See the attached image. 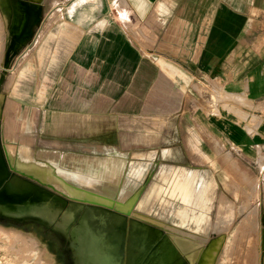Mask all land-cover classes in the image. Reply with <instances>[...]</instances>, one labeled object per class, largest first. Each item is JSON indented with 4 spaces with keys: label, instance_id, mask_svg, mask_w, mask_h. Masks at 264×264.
I'll list each match as a JSON object with an SVG mask.
<instances>
[{
    "label": "crops",
    "instance_id": "0c3cea01",
    "mask_svg": "<svg viewBox=\"0 0 264 264\" xmlns=\"http://www.w3.org/2000/svg\"><path fill=\"white\" fill-rule=\"evenodd\" d=\"M52 2L47 8L44 1L39 21L19 48L16 55L27 65L17 75L19 85L15 75L9 87L17 110L38 113L32 126L37 129L43 113L41 124L50 128L51 140L42 141L49 149H32L35 161L75 189L95 192L87 185L92 180L116 194L139 189L137 194L148 181L145 167L126 174L123 157L62 156L51 150L53 140L64 132H95L114 143L122 133L123 142L131 144L133 129H139L142 142L148 138L144 132L155 130L156 139L168 128L171 138L187 144L165 153L173 165L185 167L180 161L194 162L201 153L210 169L213 161L226 164L230 153L264 188L258 166L264 112L255 110L264 107V0ZM18 3L10 0L9 9H0L11 39L17 30L11 9ZM5 50L0 45V55ZM217 95L219 114L213 112ZM226 96L251 103L236 104L246 118L224 108ZM12 130L5 135L0 122L3 144L8 134L13 142ZM255 207L264 223V197Z\"/></svg>",
    "mask_w": 264,
    "mask_h": 264
},
{
    "label": "rangeland",
    "instance_id": "374dc122",
    "mask_svg": "<svg viewBox=\"0 0 264 264\" xmlns=\"http://www.w3.org/2000/svg\"><path fill=\"white\" fill-rule=\"evenodd\" d=\"M6 1L10 3V0H2L0 3V9L3 6L5 11L9 9V6L5 4ZM52 1L55 0H47V8L55 4ZM0 32V45H7L6 23L3 25L0 22ZM145 34L142 32V35ZM6 54L5 50V56L4 53L0 55V75L6 73L2 87L0 85V94H3H1L2 97L0 96V110L3 115L0 122L5 135L8 133V127H13V132L10 131L15 135L13 142L11 143V134H8L9 137H4V146L9 149L11 165L34 177L45 180L48 178L53 186L60 190L56 192L99 201L123 211L149 214L155 219L163 220L167 226L175 227L173 229L177 231L181 230V233L186 235L188 233V236L196 235L198 240L206 245L205 247H208L210 242L219 241L221 237L222 242L216 254L218 258H214L213 264H264V223L259 222L258 208L255 207L264 197V188L257 186L255 176L254 182L250 174L244 173L237 160L231 158L230 153L227 155L226 164H223L221 160L213 161L210 169L207 166L211 162L201 158L203 157L201 153L198 154L200 159L194 162L180 161L182 164L185 162V167L193 172L186 175H172L168 182V178L160 176L162 182L152 184L143 196L141 191L135 193L139 189L116 194L111 187H100L92 180L87 185L95 192L75 189L65 184V181L56 175L51 167L35 161L32 157V149L35 153L49 149L43 147L42 141L51 140L47 134L50 128L44 129L41 124L43 113L35 129L30 121H33L38 113L17 110L19 106L9 87L13 86L11 84L15 75L16 87L19 85L18 80L21 79L19 78L21 74L18 77L17 75L27 65V61L22 62L23 60L18 59L16 53L11 57L9 69L4 72L2 62L5 61ZM9 79L11 82L7 84ZM219 97L218 95L213 97L215 104L213 112L217 114L222 113L219 112ZM224 99L226 100L223 103L224 108L231 109L243 119L247 115L239 112L240 107L236 104L252 107L251 103L241 97L226 96ZM255 110L262 114L264 107L259 105L255 107ZM259 123L260 128L264 127V119ZM93 133L59 134L62 137L53 140L56 145L51 150L59 152L62 156L73 153L78 157L89 159L105 156L123 157L127 162L126 174L145 167L146 173H149V181L156 176L161 167L169 169L170 165L175 164L176 161L169 157L170 155H165L169 149L176 147L182 149L187 146L186 142H178L177 137L171 138V131L168 128H164V131L161 129L156 139L155 130L144 132L143 135H147L148 138L142 142H140L139 129H133L131 144L123 142L122 133L118 134L114 143L108 137H98ZM261 153L264 155L263 151ZM258 162L264 177V158H259ZM115 195V199L119 201L113 200ZM130 196L132 198L126 201ZM40 221L36 218L19 219L9 216L0 219V264H78V258L75 257L78 252H75V247L70 244L69 238L53 228L54 226Z\"/></svg>",
    "mask_w": 264,
    "mask_h": 264
},
{
    "label": "bare ground",
    "instance_id": "6f19581e",
    "mask_svg": "<svg viewBox=\"0 0 264 264\" xmlns=\"http://www.w3.org/2000/svg\"><path fill=\"white\" fill-rule=\"evenodd\" d=\"M44 1L19 0L18 5L12 7L17 30L11 39L8 29L7 54L2 62L4 72L39 21ZM5 75H0L1 86ZM7 82L10 84V79ZM1 113L0 110V120ZM4 144L0 132V219L5 216L36 218L54 226L69 238L75 252L79 253L75 254L78 264H213L217 257L221 237L205 247L196 235L181 233L179 228L177 231L149 214L123 211L99 201L56 192L60 190L48 178L34 177L11 165L10 152ZM259 156L264 158L260 151Z\"/></svg>",
    "mask_w": 264,
    "mask_h": 264
},
{
    "label": "flooded vegetation",
    "instance_id": "af4514ba",
    "mask_svg": "<svg viewBox=\"0 0 264 264\" xmlns=\"http://www.w3.org/2000/svg\"><path fill=\"white\" fill-rule=\"evenodd\" d=\"M189 172H193L191 170H188L186 167L183 166H176V165H170L169 169L166 167H161L160 171L157 172L156 176L152 179L146 182V184L141 189V196L145 195L152 184L155 182H160L162 177L168 178L167 182L170 180L172 175H186L189 174ZM162 182V181H161ZM166 185L167 183H162ZM132 198V196H130Z\"/></svg>",
    "mask_w": 264,
    "mask_h": 264
}]
</instances>
